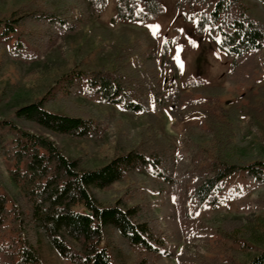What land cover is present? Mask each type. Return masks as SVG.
I'll return each mask as SVG.
<instances>
[{
	"label": "trees",
	"instance_id": "16d2710c",
	"mask_svg": "<svg viewBox=\"0 0 264 264\" xmlns=\"http://www.w3.org/2000/svg\"><path fill=\"white\" fill-rule=\"evenodd\" d=\"M4 1L0 66L7 43L13 56L24 46L49 47L57 35L97 20L109 0ZM111 1L112 24L143 26L164 13L162 0ZM174 12L225 54L226 78L237 91L229 97L227 88L204 87L201 80L180 87L169 57L174 41L154 45L127 32L109 45V67L74 65L43 77V95L12 111L16 125L0 121V160L8 164V184L0 185V264H52L54 254L66 264H167L181 236L163 223L171 220L172 208L162 216L154 199L164 209L174 203L173 218L186 224L188 239L195 230L203 234V252L192 264H264V248L254 245L243 253L231 247L244 248L252 230L264 236V193L252 201L250 218L210 225L194 216L222 205L235 176L244 179L245 191L264 185V160L236 139L239 117L245 116L264 140V22L246 0H177ZM165 70L172 73L169 86L162 79ZM8 85L1 88L0 102ZM81 92L150 119L133 137L119 128L112 158L92 169H82L51 137L91 140L102 133L107 119L75 99ZM166 108L177 121L201 117L200 133L184 140L188 159L178 157L160 130L154 113ZM118 183L122 187L111 196L94 192ZM230 189L235 198L244 192L237 183Z\"/></svg>",
	"mask_w": 264,
	"mask_h": 264
},
{
	"label": "rangeland",
	"instance_id": "374dc122",
	"mask_svg": "<svg viewBox=\"0 0 264 264\" xmlns=\"http://www.w3.org/2000/svg\"><path fill=\"white\" fill-rule=\"evenodd\" d=\"M176 1L162 0L164 13L159 18L142 26L138 23L118 22L112 24L110 19L114 14V9L112 1L109 0L106 9L97 20L73 33L57 35L49 47L38 49L24 46L20 56H13L11 47L7 43L5 51L8 54L0 66V92L4 83L9 85L7 91L4 90L5 92L2 94L4 101L0 102V121H9L16 125L11 117L12 111L42 96L44 89L41 88V82L43 77H47L51 72L66 70L74 65H76L74 68L77 69L82 65L93 67L99 63L109 67V45L115 42L123 32H127L131 39L143 35L154 45L174 41L169 57L178 68L177 82L180 87H183L184 81L201 80L204 87L227 88L228 96L232 97L230 93L236 92L237 89L229 86L227 81L226 73L229 69V62L225 54L219 52L216 44L210 39L205 36H197L193 31V26L175 14L174 4ZM5 3L4 0L0 2L1 9L7 7ZM246 3L253 16L264 22V4L256 0H246ZM162 77L166 86L172 83L171 71L165 70ZM195 91L200 92L202 88L198 87ZM75 99L100 112L107 119V125L102 133L91 140L51 135L53 141L65 155L79 159L82 169L97 168L112 158V143L119 128L125 129L129 137H133L139 128L150 123L146 113L127 112L119 105H108L96 97L86 96L83 92L76 94ZM154 115L160 121L161 132L165 133L175 144L178 157L188 159L184 140L189 133H200L201 117L194 114L183 121H177L169 115L168 108L161 112H155ZM236 139L244 150L252 151L264 160V140L259 138L245 116L239 117L236 125ZM7 167L8 164L0 160V185L4 188L8 184ZM235 183L244 191L237 198L234 197L235 195L229 194L231 191L229 188ZM245 184L243 178L235 176L222 193L226 199L222 205L214 209L203 210L194 216L210 225H217L225 219L252 217V201L264 193V185H252L248 191H245ZM121 187L122 184L118 183L109 189L95 190L94 192L102 198L111 196L114 190ZM154 200L155 210L160 215L163 216L169 211V208H172L171 214L174 216L173 202L169 206L167 204L164 209L160 207L156 199ZM176 211L179 213V209ZM173 216L169 221L163 218V223L166 224L169 231H174L181 238L177 244L171 247L175 252V257L167 259L166 262L167 264H192V257L198 252H203V234L195 230L191 239H188L186 224L178 218L174 220ZM254 245H257L259 250L264 248V236L258 231L252 230L246 239V244L243 245L244 248H241L242 245L239 244H234L231 247L244 253ZM52 257V264H66L55 254Z\"/></svg>",
	"mask_w": 264,
	"mask_h": 264
}]
</instances>
